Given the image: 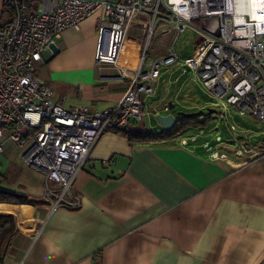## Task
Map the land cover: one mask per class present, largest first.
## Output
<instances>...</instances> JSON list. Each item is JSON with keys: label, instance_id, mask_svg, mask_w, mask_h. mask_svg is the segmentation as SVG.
Masks as SVG:
<instances>
[{"label": "crops", "instance_id": "0c3cea01", "mask_svg": "<svg viewBox=\"0 0 264 264\" xmlns=\"http://www.w3.org/2000/svg\"><path fill=\"white\" fill-rule=\"evenodd\" d=\"M10 15L0 0V22ZM100 15L65 29L36 65V76L64 106L103 110L128 88L129 79L119 77L114 65L95 62ZM139 20L127 32L121 65H134L139 44H144ZM161 84L146 98L149 115L144 120L127 130L107 131L95 142L73 183L72 193L81 202L77 209L50 212L42 199L44 174L23 163L21 150L4 144L0 189L23 194L25 201H0V212L12 216L14 231L1 264L264 261V155L226 152L223 146H233L229 133L222 125L213 129L212 116L203 134L188 129L166 140L129 139L131 133L164 130L150 123L149 109H170L172 101L164 93L152 99ZM181 93L175 101L183 104Z\"/></svg>", "mask_w": 264, "mask_h": 264}, {"label": "built area", "instance_id": "2783aa9c", "mask_svg": "<svg viewBox=\"0 0 264 264\" xmlns=\"http://www.w3.org/2000/svg\"><path fill=\"white\" fill-rule=\"evenodd\" d=\"M10 18L0 22V157L9 142L22 151L23 163L45 176L42 199L48 209H77L74 180L98 138L127 130L148 115L146 98L180 58L178 35L192 28L199 37L194 55L184 60L211 98L213 129L227 127L236 155H264V0H2ZM101 12L95 62L112 64L129 79L120 100L103 110L64 106L36 76L42 52L67 28ZM139 22L145 36L172 33L164 56L147 58L139 44L134 65L119 64L127 32ZM185 96V95H184ZM220 107L221 110L216 108ZM164 109H167L166 105ZM253 127L239 123L232 114ZM209 141V140H208ZM206 142L205 146L209 142ZM215 154H217L215 152ZM259 264H264L261 261Z\"/></svg>", "mask_w": 264, "mask_h": 264}, {"label": "rangeland", "instance_id": "374dc122", "mask_svg": "<svg viewBox=\"0 0 264 264\" xmlns=\"http://www.w3.org/2000/svg\"><path fill=\"white\" fill-rule=\"evenodd\" d=\"M198 37V33H196L192 28H188L181 32L175 40V51L180 58L179 66L175 65L171 71L164 73V77L167 79V82L157 87L156 95L152 98L153 100H158L164 93L167 98L166 100L172 101L173 107L166 110L162 108V106L158 105L156 107L157 109L154 111V109L149 106L151 112L150 123L157 129H159V127H157V116L173 114L176 118H179L180 115L177 114L178 111L189 113L203 110L204 113H206L207 110L211 108L210 102L213 100L206 95L200 82L193 78L192 71L186 70L184 65V60L194 55L195 41ZM173 40L174 37L169 36L168 34L156 33L149 39L147 37L144 38L143 43L147 46L148 50L147 58L151 59L167 53V50L172 45ZM180 91L182 93L181 96H179V99H182L183 104L175 101ZM183 93H188L190 95L189 98L183 97ZM216 109L221 110L220 107H217ZM232 114L239 123L253 127V125L249 123L248 119L238 116L234 111H232ZM197 118L198 120H202L201 117ZM222 126L227 129L224 124ZM196 132L203 134L205 129L199 128L196 129ZM223 149L230 154H233L236 150L234 146L227 144L223 146Z\"/></svg>", "mask_w": 264, "mask_h": 264}, {"label": "trees", "instance_id": "16d2710c", "mask_svg": "<svg viewBox=\"0 0 264 264\" xmlns=\"http://www.w3.org/2000/svg\"><path fill=\"white\" fill-rule=\"evenodd\" d=\"M210 117L206 116L202 120H198L197 117H183L177 118V122L172 129L160 132L145 131L142 133H131L129 139L133 142H153L159 140H166L176 135L183 133L188 129L207 128L210 125ZM3 200H16L25 201L23 194L10 193L0 189V201ZM14 234L13 231V219L10 214L0 212V264L2 263L3 255L10 243V240Z\"/></svg>", "mask_w": 264, "mask_h": 264}, {"label": "water", "instance_id": "95a60500", "mask_svg": "<svg viewBox=\"0 0 264 264\" xmlns=\"http://www.w3.org/2000/svg\"><path fill=\"white\" fill-rule=\"evenodd\" d=\"M169 107L170 108L172 107L171 102H169ZM213 111H214L213 109H208L206 113H212ZM206 113H204L203 110H198V111L189 112V113L178 111L177 114L180 116H183V117H202ZM156 120L159 123V125H161L166 130L172 129L177 122V118L173 114H167L164 116H157Z\"/></svg>", "mask_w": 264, "mask_h": 264}]
</instances>
